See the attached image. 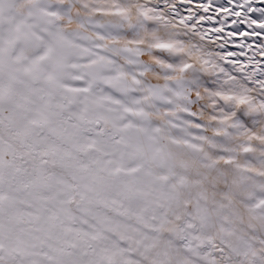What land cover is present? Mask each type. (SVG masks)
<instances>
[{
  "label": "snow or ice",
  "instance_id": "1",
  "mask_svg": "<svg viewBox=\"0 0 264 264\" xmlns=\"http://www.w3.org/2000/svg\"><path fill=\"white\" fill-rule=\"evenodd\" d=\"M0 264H264V0H0Z\"/></svg>",
  "mask_w": 264,
  "mask_h": 264
}]
</instances>
